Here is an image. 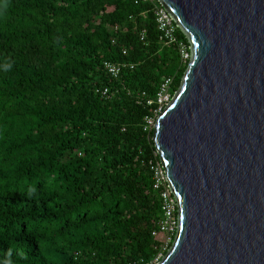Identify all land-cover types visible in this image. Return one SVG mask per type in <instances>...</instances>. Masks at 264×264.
<instances>
[{
    "label": "trees",
    "instance_id": "1",
    "mask_svg": "<svg viewBox=\"0 0 264 264\" xmlns=\"http://www.w3.org/2000/svg\"><path fill=\"white\" fill-rule=\"evenodd\" d=\"M155 6L0 0V264H157L171 248L153 236L161 162L145 127L190 58Z\"/></svg>",
    "mask_w": 264,
    "mask_h": 264
},
{
    "label": "water",
    "instance_id": "2",
    "mask_svg": "<svg viewBox=\"0 0 264 264\" xmlns=\"http://www.w3.org/2000/svg\"><path fill=\"white\" fill-rule=\"evenodd\" d=\"M190 61L153 139L178 204L158 264H264V0H159Z\"/></svg>",
    "mask_w": 264,
    "mask_h": 264
},
{
    "label": "built area",
    "instance_id": "3",
    "mask_svg": "<svg viewBox=\"0 0 264 264\" xmlns=\"http://www.w3.org/2000/svg\"><path fill=\"white\" fill-rule=\"evenodd\" d=\"M137 5L139 4H156L155 13L157 18V23L159 30L163 35L164 42L167 45H177L181 51L183 60L184 58L188 60L190 58L188 52V46L179 39L178 27L173 21L169 12L160 4L159 0H135ZM158 3V4H157ZM187 50V52H186ZM126 54V51H124ZM185 60V61H186ZM105 67L108 73L114 78H119L122 74L123 67L121 65L113 64L110 62L105 63ZM134 67L132 66V69ZM173 84V79L168 78L157 95L154 103L158 106L156 110V117L160 116L167 105L173 100L174 96L171 93V87ZM108 94V90H105L104 95ZM152 103V102H151ZM150 103V104H151ZM157 118L147 117L146 118V130H154L157 121ZM152 170L155 175V184L154 188L158 191H161L163 199V217L158 225V229L153 232V236L157 237L160 233H163L166 236L165 239V248H169L171 243H174L177 232H178V204L175 199V196L171 190V187L167 181L166 172L162 164L153 165Z\"/></svg>",
    "mask_w": 264,
    "mask_h": 264
},
{
    "label": "rangeland",
    "instance_id": "4",
    "mask_svg": "<svg viewBox=\"0 0 264 264\" xmlns=\"http://www.w3.org/2000/svg\"><path fill=\"white\" fill-rule=\"evenodd\" d=\"M186 52H187V50H186ZM189 55H190V54H189ZM184 60H186V59L184 58ZM186 61H187V60H186ZM157 117H158V116H157ZM157 117H156V118H157ZM155 123H157V121H155ZM153 129H154V128H153ZM158 263H159V262H157V264H158Z\"/></svg>",
    "mask_w": 264,
    "mask_h": 264
}]
</instances>
